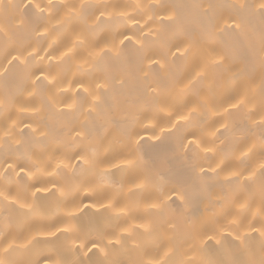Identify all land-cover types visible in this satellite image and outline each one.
I'll use <instances>...</instances> for the list:
<instances>
[{"label":"bare ground","instance_id":"6f19581e","mask_svg":"<svg viewBox=\"0 0 264 264\" xmlns=\"http://www.w3.org/2000/svg\"><path fill=\"white\" fill-rule=\"evenodd\" d=\"M260 2L3 0L0 258L259 261Z\"/></svg>","mask_w":264,"mask_h":264},{"label":"snow or ice","instance_id":"6c2138e0","mask_svg":"<svg viewBox=\"0 0 264 264\" xmlns=\"http://www.w3.org/2000/svg\"><path fill=\"white\" fill-rule=\"evenodd\" d=\"M0 4H3V0H0ZM36 7H39V5H36ZM238 7L240 8H244L246 7V5H238ZM259 11L262 17H264V0H261V2L259 3ZM241 25L239 23H236L235 21H233V29H238L240 28ZM11 167V166H10ZM262 168H264V165H261ZM262 176H264V173H262ZM39 190V189H38ZM156 205H153V207H155ZM234 223V221H233ZM69 229L65 228L64 231H68ZM261 236H264V232H261ZM217 243H219V241H217ZM11 247V246H9ZM81 248L85 249V254L87 253V251H90L92 248H98L101 252H104L103 248H100V245L97 241L93 240L88 242V244H81L80 245ZM5 252L8 251V249H4ZM105 255H107L106 252H104ZM0 264H11V262H6L5 259L0 258ZM80 264H88L87 261H81ZM233 264H264V256L261 257V259L259 261L253 260V259H248L246 261H236L233 262Z\"/></svg>","mask_w":264,"mask_h":264}]
</instances>
